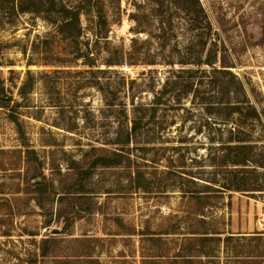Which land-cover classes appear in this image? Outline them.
Instances as JSON below:
<instances>
[{"label":"rangeland","instance_id":"obj_1","mask_svg":"<svg viewBox=\"0 0 264 264\" xmlns=\"http://www.w3.org/2000/svg\"><path fill=\"white\" fill-rule=\"evenodd\" d=\"M56 1L0 13V264H264V0Z\"/></svg>","mask_w":264,"mask_h":264},{"label":"trees","instance_id":"obj_2","mask_svg":"<svg viewBox=\"0 0 264 264\" xmlns=\"http://www.w3.org/2000/svg\"><path fill=\"white\" fill-rule=\"evenodd\" d=\"M178 5H181L183 10L187 13V15H190L192 13H199L202 14L203 10L202 8L195 9L193 6L197 7L199 6L198 0H184L183 2L181 0H173ZM181 3V4H180ZM7 9V10H5ZM0 13L9 15H17V14H23V13H34L37 15H41V17L51 23H56L57 31L59 34L64 35L68 39H75L80 36L81 33V22H80V11L76 9L75 7L68 6L67 4L63 3L62 1H56V0H0ZM160 24L163 26V21H160ZM198 28V27H197ZM207 28L210 30L212 29L210 24H207ZM193 29L195 30V26H193ZM198 45L201 47L202 52L207 47V42L202 41L198 43ZM216 45V43H215ZM195 46V45H194ZM192 48V44L189 45V49ZM212 50H209L208 56L203 60L200 55H191L190 58H187L186 60H181V64H193L197 67H202L203 65L213 66L215 63V50L211 48ZM214 55V56H212ZM82 55L80 54L79 57ZM88 57V56H87ZM89 59V58H88ZM92 60V59H91ZM90 61V59L88 60ZM89 65L91 62L88 63ZM224 68L229 66H223ZM187 71H193L191 69ZM222 74L226 73L229 74V76L232 74L230 70H218ZM194 72V71H193ZM33 77L28 71V75L26 80L24 81L20 93L22 95H27L33 86ZM187 91V89H186ZM13 98L10 96L5 88L4 80L0 76V107L8 108L10 106V103L12 102ZM236 109H240L239 106L235 107ZM12 117V121L16 124L17 133L20 137H23L25 135L24 128L20 121L18 120V116L15 114H10ZM142 126L141 121L134 120V124L131 128V131L128 133V136H131L132 134H135L137 130ZM127 136V137H128ZM129 138V137H128ZM127 138V141L129 140ZM225 146V145H223ZM228 146V144H226ZM245 144H239L237 146H228L231 150H240L243 148ZM31 151V150H30ZM115 158H109V157H99L95 160H93L90 164V166L85 170H80L79 174L83 175V178L89 177V174H91L92 170L97 167L98 164H101L103 167H108L110 165H118L121 163L120 159V153L115 152L114 154ZM248 162V158H242L238 160L233 161V166H243L246 165ZM37 177V176H35ZM82 177V176H81ZM37 185H40V183H37ZM235 189H240V187H236ZM196 194H193L195 197H198L199 199L202 198L201 192L198 190L195 191Z\"/></svg>","mask_w":264,"mask_h":264}]
</instances>
